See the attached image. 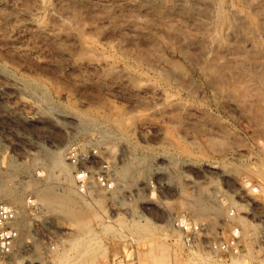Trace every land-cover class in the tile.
I'll list each match as a JSON object with an SVG mask.
<instances>
[{"label": "rangeland", "instance_id": "374dc122", "mask_svg": "<svg viewBox=\"0 0 264 264\" xmlns=\"http://www.w3.org/2000/svg\"><path fill=\"white\" fill-rule=\"evenodd\" d=\"M10 1L0 3V200L23 210L27 194L46 207L48 197L71 193V204L79 208L75 219L63 215V205L46 207L63 238L54 257L70 239L89 238L95 239L96 251L88 259L72 258L71 264H264V174L254 170L264 171V88L236 67L264 68V0H47L37 14L50 24L47 31L38 30L27 15L10 11ZM21 1L12 3L24 7L34 2ZM217 9L239 13L234 23L218 27ZM252 32L260 36L252 38ZM203 59L227 67L226 74L241 71L235 74L242 86L210 88ZM163 70L180 74L184 80L177 83L185 85L170 89ZM6 80L18 87L8 90L1 84ZM170 99H181L185 107H170ZM115 116L123 119L120 125ZM63 144L66 180L46 161ZM69 149H95L112 163L113 187L90 191L99 202L75 188ZM123 150L140 159V170L133 180L125 178V187L115 182L121 179ZM207 163L216 168L206 170ZM189 174L195 185L188 183ZM197 195L215 209L201 213ZM178 217L204 224V235L191 246L176 226ZM76 219L88 222L86 228L78 231ZM136 221L154 225L160 257L152 256L151 245L136 233ZM235 226L241 230L236 248L210 249Z\"/></svg>", "mask_w": 264, "mask_h": 264}, {"label": "bare ground", "instance_id": "6f19581e", "mask_svg": "<svg viewBox=\"0 0 264 264\" xmlns=\"http://www.w3.org/2000/svg\"><path fill=\"white\" fill-rule=\"evenodd\" d=\"M1 1V0H0ZM3 1V0H2ZM1 1V2H2ZM7 1V0H6ZM13 1H15V0H12V2ZM29 1V0H28ZM203 1V0H202ZM205 1V0H204ZM207 1V0H206ZM216 1V0H215ZM221 1V0H220ZM233 1V0H232ZM0 2V3H1ZM11 1H10V3H9V6H10V11H12V12H21V13H23V14H25V15H27L28 16V19L30 18V20H31V23L32 24H34V26H36V28H38V30L40 29V30H46L47 31V29H48V27L50 26V24H49V26L47 25V22H45V20L43 21L40 17H38L37 16V14L39 15V8H41V7H43V6H45L46 4H47V0H34V2H33V6H26L24 3H22V4H24L25 6L23 7V6H18L16 3H12ZM21 2H23V0L21 1ZM24 2H25V0H24ZM29 2H31V1H29ZM208 2V1H207ZM244 2V1H243ZM247 2V1H246ZM26 3V2H25ZM203 3V2H202ZM184 4V3H183ZM209 4V3H208ZM246 4H248V3H246ZM2 5V4H1ZM5 5V4H4ZM1 7V6H0ZM8 7V6H7ZM6 7V9H8ZM45 8V7H44ZM50 8V7H49ZM216 9V8H215ZM220 9V8H219ZM219 9H217V17H215V19H218V20H214V21H217L216 23H214V25H216V26H218V27H221V25L222 24H224L225 22L227 23V24H229V23H234L233 21H235V16L237 15V13H239V12H237V10H235V9H233L232 11V13H228V11L229 10H227V12H224L223 10H219ZM242 9V8H241ZM241 9H240V11H241ZM41 10V9H40ZM211 10V9H210ZM244 10V9H243ZM251 10V9H250ZM9 11V10H8ZM52 11V10H51ZM239 11V10H238ZM54 12V11H53ZM208 13H209V11H208ZM12 14V13H11ZM20 14V13H19ZM41 14H43V13H41ZM236 14V15H235ZM213 15V14H212ZM250 16V15H249ZM251 17L253 18V19H255L254 17H253V15H251ZM239 18V17H238ZM237 18V19H238ZM240 19L242 20L243 19V17H240ZM211 20V19H210ZM240 20V21H241ZM245 20H247L248 21V19H245ZM244 20V21H245ZM251 20V19H250ZM238 21V20H237ZM243 21V20H242ZM246 21V22H247ZM256 21V20H255ZM254 21V22H255ZM246 22H244V24H246ZM248 22H251V21H248ZM252 23H253V20H252ZM30 24V23H29ZM31 25V24H30ZM232 25V24H231ZM230 25V26H231ZM247 25H248V23H247ZM216 26H214V27H216ZM227 27V26H226ZM229 27V26H228ZM227 27V28H228ZM231 27H233V26H231ZM226 28V29H227ZM252 28H253V26H252ZM210 29L211 28H209V31H210ZM215 29V28H214ZM220 29V28H219ZM228 29H230V28H228ZM227 29V30H228ZM259 29V28H258ZM226 30V31H227ZM231 30V29H230ZM245 30V29H244ZM253 30V29H252ZM251 30V31H252ZM255 30H257V28L255 27ZM45 31V32H46ZM50 31V30H49ZM48 31V32H49ZM220 31V30H219ZM254 31V30H253ZM258 31V30H257ZM261 32H262V30H260ZM214 32V31H213ZM212 32V33H213ZM244 32V31H243ZM215 33H216V31H215ZM250 33V32H249ZM253 33V32H252ZM251 33V34H252ZM51 34V33H50ZM218 34V33H217ZM216 34V35H217ZM221 34V33H220ZM230 34H233V33H230ZM242 35V34H241ZM205 36H207V35H205ZM210 36H213V35H210ZM210 36H208L209 38H210ZM218 36V35H217ZM221 36V35H220ZM219 36V37H220ZM223 36V35H222ZM234 36H235V33H234ZM245 36V35H244ZM243 36V37H244ZM260 35H259V33L258 32H255V33H253V36H252V38H255V37H259ZM90 37V36H89ZM214 37V36H213ZM231 37V36H230ZM236 37V36H235ZM234 37V38H235ZM226 38V37H225ZM225 38H223L224 40H225ZM228 38V37H227ZM233 38V39H234ZM240 38V37H239ZM212 39V37L210 38V40ZM213 39H215V37L213 38ZM230 39V38H229ZM247 39V38H246ZM264 39V38H263ZM82 40H84V38H82ZM209 40V41H210ZM221 40H222V38H221ZM221 40H220V42H221ZM248 40V39H247ZM93 41V40H92ZM219 41V40H218ZM251 41V40H250ZM258 41H260V40H258ZM84 42V41H83ZM95 42V41H94ZM216 42V41H215ZM225 42H226V40H225ZM230 42V41H229ZM232 42V41H231ZM230 42V43H231ZM234 42V41H233ZM244 42V41H243ZM242 42V43H243ZM247 42V41H246ZM248 42H249V40H248ZM260 42H264L263 40L262 41H260ZM217 43V42H216ZM229 43V44H230ZM241 43V42H240ZM260 45H261V43H259ZM89 44H87V46H88ZM93 45V44H92ZM227 45H228V43H227ZM86 45L84 46L85 48L87 47ZM89 47V46H88ZM240 47H242V46H240ZM84 48V49H85ZM255 48H258L257 46L255 47ZM87 49V48H86ZM89 49V48H88ZM87 49V50H88ZM185 49V48H184ZM233 49V48H232ZM259 49V48H258ZM264 49V48H263ZM22 50V49H21ZM86 50V51H87ZM182 50V49H181ZM180 50V52H184L183 50L181 51ZM234 50V49H233ZM239 50V49H238ZM257 50V49H256ZM84 51V50H83ZM95 51V50H94ZM93 51V48L92 49H90V52H94ZM81 52V51H80ZM88 52V51H87ZM86 52V53H87ZM97 52V51H96ZM187 52H188V50H187ZM239 52V51H238ZM79 53V52H78ZM89 53V52H88ZM98 53V52H97ZM96 53V54H97ZM185 53V52H184ZM84 54V53H83ZM90 55H92L91 53H89ZM187 54V53H186ZM243 54V53H242ZM241 54V55H242ZM95 55V53H93V56ZM104 55L105 54H103V58H104ZM183 55H185V54H183ZM189 55H191V54H189ZM264 55V54H263ZM98 56V55H97ZM207 56V55H206ZM250 56V55H249ZM80 57H81V55H80ZM99 57V56H98ZM107 57V56H106ZM200 58H201V56H199ZM198 57V58H199ZM93 58V57H92ZM187 58V57H186ZM193 58V57H192ZM203 58V57H202ZM210 58V57H209ZM102 59V58H101ZM189 59V58H188ZM89 60H91V61H94V60H92L91 58L89 59ZM192 60V59H191ZM193 60H195L194 58H193ZM192 60V61H193ZM91 61H89V62H91ZM200 61H201V59H200ZM96 64H99V65H102V67L105 65V66H108V63H107V61H103V59L102 60H100V59H97L96 61H94ZM188 62V61H187ZM195 62V61H194ZM194 62H192V63H194ZM236 62H238V60L236 61ZM244 62V61H243ZM254 62V61H253ZM92 63V62H91ZM190 63V62H189ZM197 63V62H196ZM200 63V62H199ZM226 63V62H225ZM234 63V62H233ZM239 63V62H238ZM250 63V62H249ZM257 63V62H256ZM93 64V63H92ZM121 64V63H120ZM174 66L177 68V69H182V65L179 63V62H176V61H174ZM94 65V64H93ZM98 65V66H99ZM109 65H110V63H109ZM196 65V64H195ZM260 65V64H259ZM264 65V64H263ZM123 66V65H122ZM236 66V65H235ZM262 66V65H261ZM101 67V68H102ZM202 68H203V70H205V72L207 73V77H208V80L206 81V82H208L209 83V85L210 86H212V87H210V88H214V89H216V90H218V91H227V90H234V89H236L237 87H238V85H240V86H242L240 83L238 84V78H237V76H236V74L239 72L240 74H241V71H242V73L244 74H248L249 76H251V77H254V78H257V80H258V82L260 83V87L261 88H264V68L261 70V68H257V67H259V66H255V65H251L250 67L249 66H247V65H245L244 63H240L238 66H236V67H238L239 68V70H241V71H239V70H237V71H235V72H237L236 74H235V72L234 71H232V72H234L233 74H230L231 73V71H230V73L229 74H226L225 73V69L224 68H227V67H223V66H221L220 64H218V63H216V62H213V60H211V59H203L202 60V66H201ZM264 67V66H263ZM114 68V67H113ZM116 68V67H115ZM229 70V69H228ZM130 71V70H129ZM160 72V74H161V76L162 77H164L165 79H166V81H170V89H172V87L174 86V85H176L175 83H177V81H178V78L179 79H181L180 78V74L179 75H175V74H172L171 73V71L169 72L168 70H163V71H159ZM128 74V73H127ZM235 74V75H234ZM239 74V75H240ZM12 75V74H11ZM131 75V74H130ZM183 75V74H182ZM181 75V76H182ZM204 76V75H203ZM13 77V76H12ZM3 78H5V77H3ZM2 78V79H3ZM7 78H10L9 77V75H8V77ZM204 78V77H203ZM207 79V78H206ZM9 80V79H8ZM11 80H13V79H11ZM181 80H184V79H181ZM5 81V80H4ZM3 81V82H4ZM7 81V80H6ZM137 81V80H136ZM176 81V82H175ZM140 82V81H139ZM184 81H182V82H178L177 83V86L179 87L181 84L180 83H183ZM191 82V81H190ZM189 82V83H190ZM247 82V81H246ZM141 83V82H140ZM188 83V82H187ZM186 83V84H187ZM1 84H3L6 88L8 87V90H9V88H16V87H18V84L16 83V82H14V81H12V82H10V83H8V81L6 82V83H1ZM156 84H157V82H156ZM184 84V83H183ZM182 84V85H183ZM185 85V84H184ZM19 86H21V85H19ZM150 86V85H149ZM153 85H151L150 87H152ZM159 86V85H158ZM187 86V85H186ZM239 86V87H240ZM22 87V86H21ZM140 87V86H139ZM143 87V86H142ZM153 87H155V86H153ZM175 87V86H174ZM183 86H181V88H182ZM176 88V87H175ZM174 88V89H175ZM184 88V87H183ZM4 89V88H3ZM10 89V90H11ZM25 89V88H24ZM150 89V88H149ZM158 89V88H157ZM5 90V89H4ZM13 90V89H12ZM156 90V89H155ZM155 90H154V92H155ZM177 90V89H176ZM242 90V89H241ZM243 90H244V86H243ZM171 92V91H170ZM190 92V91H189ZM174 93H175V91H174ZM247 94V93H246ZM167 95V94H166ZM165 95V96H166ZM230 95V94H229ZM244 95V94H243ZM173 96V93L171 92L170 93V98ZM231 96V95H230ZM262 96H263V98H264V95L262 94ZM167 97V96H166ZM260 97V96H259ZM163 98V97H162ZM176 98V97H175ZM166 99V98H165ZM163 106V105H162ZM165 106V105H164ZM172 106H176V107H178V108H181V107H185L184 106V102L181 100V99H176V100H172V99H170V107H172ZM97 109V108H96ZM164 109V108H163ZM174 109V108H173ZM185 109V108H184ZM99 110V109H98ZM102 110V109H101ZM171 111V110H170ZM202 111V110H201ZM107 113V112H106ZM110 113V112H109ZM117 113V112H116ZM124 113V112H123ZM101 114V113H100ZM99 114V115H100ZM108 114V113H107ZM160 114V113H159ZM171 114V113H170ZM181 114V113H180ZM261 114V113H260ZM101 116V115H100ZM168 116H169V114H168ZM171 116V115H170ZM173 116V115H172ZM105 117V116H104ZM116 117V116H115ZM178 117V116H177ZM183 117V116H182ZM112 118V117H111ZM131 118V117H130ZM172 118V117H171ZM116 119V120H115ZM125 119H129V118H125ZM184 119V118H183ZM112 120V119H111ZM114 120L116 121L115 123L116 124H118V125H120L121 124V122H122V120L123 119H121V118H114ZM113 120V121H114ZM77 121V120H76ZM134 121V120H133ZM193 121V120H192ZM68 122V121H67ZM87 122V121H86ZM126 122H127V120H126ZM178 123H179V121H178ZM187 123V122H186ZM194 123H195V121H194ZM72 124V123H71ZM80 124H82V123H80ZM131 124V123H130ZM174 125V124H173ZM176 125V124H175ZM83 126V125H82ZM81 127V126H80ZM82 128V127H81ZM84 128V127H83ZM68 129H70V128H68ZM78 129H80V128H78ZM84 131V130H83ZM177 131V130H176ZM170 132H172V131H170ZM98 133V132H97ZM103 133H109L107 130H104L103 131ZM98 135V134H97ZM171 135H173V133H171ZM210 137V136H209ZM102 137H99V139H101ZM212 138V137H211ZM210 138V139H211ZM100 141V140H99ZM211 143V142H210ZM197 144V143H196ZM201 144V143H200ZM224 144V143H223ZM64 145H66V144H63V145H59V146H57V148H56V150H54V151H52V152H50L49 154H47V157H46V161H47V165H48V167L49 168H51L52 167V169L55 167V168H58V173H61V178H63V180H66L67 179V176H69V175H67V172L69 171V169H68V171L66 170V168L68 167V166H65V163L63 162V160H62V156L60 155V151L64 148ZM104 145H107V144H104ZM209 146H210V144H209ZM213 147V149L214 148H216L217 149V147H214L215 145H212ZM223 146V145H222ZM224 146H225V144H224ZM107 147V146H106ZM105 147V148H106ZM125 147V146H124ZM219 148V147H218ZM216 149H215V151H216ZM220 149V148H219ZM229 149V148H228ZM203 150H204V148H203ZM212 150V149H211ZM219 151V150H218ZM126 152V151H125ZM125 152H124V150H123V152H122V155L123 156H125V162L123 163V165H122V168H121V179L120 180H118L117 179V181L115 180V182H117V185H119V184H122V186L121 187H125L126 185V177H128V179H129V177L133 180V178H134V176H135V174L140 170L139 169V164H140V159L138 160L137 158H133V157H128L129 156V153L128 154H125ZM127 153V152H126ZM133 156H135V155H133ZM126 157H128V158H126ZM146 164V163H145ZM189 164V163H188ZM261 165V164H260ZM199 166H201V165H199ZM204 166V165H203ZM141 167V166H140ZM220 167V166H219ZM258 167V166H257ZM17 168V166L15 165H11V169H16ZM200 168H203V167H200ZM204 168L206 169V170H213V169H215L216 168V164H214V163H207L206 164V166H204ZM262 168V167H261ZM219 169V168H218ZM9 170V169H8ZM222 170V169H221ZM254 170L255 171H257V173H259L260 172V174H261V176H263V172L264 171H262V173H261V169H259V168H254ZM41 171V170H40ZM39 171V172H40ZM205 171V170H204ZM215 171V170H214ZM5 172V171H4ZM50 172V171H49ZM8 173V172H7ZM216 173H218V172H216ZM222 173H223V171H222ZM254 173V172H253ZM39 174H41V172L39 173ZM120 174V173H119ZM190 175V174H189ZM189 175H187V176H189ZM259 175V174H258ZM58 176V175H57ZM264 177V176H263ZM57 179V178H56ZM127 179V180H128ZM202 179V178H201ZM262 179H264V178H262ZM131 180V181H132ZM130 181V180H129ZM206 181V180H205ZM188 183H191V184H193V185H195L196 184V180H195V178L194 177H191V175H190V177H189V181H188ZM201 183V182H200ZM207 184V183H206ZM116 185V186H117ZM125 185V186H124ZM128 185V184H127ZM143 185V184H142ZM146 185H148V182H147V184ZM190 185V184H189ZM7 186V185H6ZM139 186V185H138ZM200 186V185H199ZM5 187V186H4ZM119 187V186H118ZM142 186L140 185V187H137V193H140V188H141ZM146 187V186H145ZM7 189V188H6ZM135 189V188H134ZM215 189H217V188H215ZM8 190V189H7ZM74 191V190H73ZM92 191V190H91ZM200 191V190H199ZM264 192V191H263ZM200 193V192H199ZM46 194V193H45ZM264 194V193H263ZM79 195V194H78ZM83 195H85V194H83ZM89 198L92 200V201H96L97 200V197H96V195L94 196V195H91L90 194V192H89ZM51 196V195H50ZM86 196V195H85ZM115 196V195H114ZM249 197V196H248ZM85 198V197H84ZM100 198V197H99ZM247 198V197H246ZM148 200V199H147ZM194 200H195V203L198 205V209H199V211L201 212V213H206V212H208V211H213L214 209H215V207H213V206H211V205H209V204H207V203H204L203 201H202V199L200 198V196L199 195H197V196H195L194 197ZM46 202H45V204H47L48 206H50L51 208L53 207V206H55L56 205V207H57V205H63V206H65V211H64V213H63V215L65 216V217H68V218H72V219H75L74 217H77V214L76 213H78V211H79V208L78 207H76L75 205H74V203L73 204H71V201L72 202H74L73 201V197L71 196V193L70 192H64L62 195H60V196H53V197H48L46 200H45ZM98 201V200H97ZM145 201V200H144ZM149 201V200H148ZM152 201V200H151ZM99 202V201H98ZM97 202V203H98ZM122 202V201H121ZM189 204V203H188ZM47 205H46V207H47ZM220 206V205H219ZM49 207V208H50ZM100 208V207H99ZM194 208V207H193ZM52 209H54V207L52 208ZM59 210V209H58ZM57 211V210H56ZM61 213H62V210H61ZM179 214H180V212H179ZM92 215V214H91ZM141 215V214H140ZM195 215V214H194ZM142 216V215H141ZM193 216V215H192ZM196 216V215H195ZM261 216V215H260ZM262 217V216H261ZM87 218H88V216H87ZM78 219V218H77ZM76 219V220H77ZM119 220V219H118ZM80 221V220H79ZM83 221H84V219H83ZM118 222V221H117ZM122 222V221H121ZM77 226L76 227H78V231L80 230L79 228H80V226H85L86 225V223H87V225H88V222H83V224L81 223V221L80 222H78V220H77ZM105 224V223H104ZM118 224V223H117ZM86 225V226H87ZM107 225V224H106ZM120 225V224H119ZM118 225V226H119ZM135 231H136V233H138L139 235H140V237H142V239L144 240V242L146 241V243L148 244L149 243V245H151V254H152V256H154V257H160V255L159 254H157L158 253V251H160V249H161V247H162V245L160 244V243H158L157 242V233H156V230H155V228H154V225H152L150 222H138V221H136L135 222ZM26 226H22V229H28V227H26ZM120 227V226H119ZM84 228H86V227H84ZM131 228V227H130ZM25 230V231H26ZM82 230V229H81ZM113 230V229H112ZM77 231V232H78ZM90 231V230H89ZM89 231H87L86 230V232H87V234L89 233ZM85 233V232H84ZM130 233V232H129ZM129 233H128V235H129ZM132 233H134L133 231H132ZM86 234V233H85ZM93 235V234H92ZM91 234H90V236L89 237H91L92 236ZM80 236H81V234H80ZM76 237H78V236H76ZM88 237V236H87ZM134 237V236H133ZM139 237V238H140ZM74 238V237H73ZM131 238V237H130ZM85 238H83V240H80V238H74V239H70L68 242H70V245L69 246H67L66 247V249H64V250H62V252L61 253H59L56 257H54V263L53 264H71V259L72 258H77L78 260L79 259H81V258H84V259H88V258H90L91 257V255L94 253V251H96L95 249H94V246H92L93 245V243L95 242V239H93L94 240V242L92 243L91 241H93V240H89V238H86L85 240H84ZM142 239H140V240H142ZM139 240V239H138ZM91 242V243H90ZM142 242V241H141ZM97 244V243H96ZM142 244H144L143 242H142ZM146 244V245H147ZM18 246H19V248H22L23 246H22V242H20L19 244H18ZM97 247V246H96ZM146 249V248H145ZM150 249V248H149ZM144 251V250H143ZM33 254H35V251L33 252ZM32 254V255H33ZM149 254V253H148ZM34 256H36V255H34ZM74 260V259H73ZM44 264V263H43Z\"/></svg>", "mask_w": 264, "mask_h": 264}, {"label": "built area", "instance_id": "2783aa9c", "mask_svg": "<svg viewBox=\"0 0 264 264\" xmlns=\"http://www.w3.org/2000/svg\"><path fill=\"white\" fill-rule=\"evenodd\" d=\"M67 156L73 165L74 186L81 193L88 195L97 188L113 187L112 163L102 158L95 149L86 153L69 149ZM252 191L258 192V186H252ZM24 204L25 209L21 210L11 200H0V264H50L63 247L59 227L34 195H25ZM22 226L28 229H22ZM176 226L183 233L187 246H191L205 232L203 223L186 217H178ZM240 237L241 230L235 226L225 238L214 241L210 249L227 252L240 244ZM20 242L22 248L18 246Z\"/></svg>", "mask_w": 264, "mask_h": 264}]
</instances>
